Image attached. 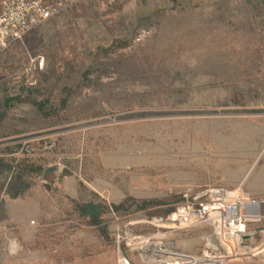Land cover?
<instances>
[{"label": "rangeland", "instance_id": "rangeland-1", "mask_svg": "<svg viewBox=\"0 0 264 264\" xmlns=\"http://www.w3.org/2000/svg\"><path fill=\"white\" fill-rule=\"evenodd\" d=\"M0 159V264L202 257L212 228L148 222L264 199V0H81L0 56ZM262 215L222 264H264Z\"/></svg>", "mask_w": 264, "mask_h": 264}, {"label": "built area", "instance_id": "built-area-1", "mask_svg": "<svg viewBox=\"0 0 264 264\" xmlns=\"http://www.w3.org/2000/svg\"><path fill=\"white\" fill-rule=\"evenodd\" d=\"M80 1L0 0V56ZM181 199L166 218L156 217L148 224L174 231L212 228L213 235L207 238L206 251L202 257L170 250L163 253L165 261L193 264L195 260L206 261L218 257L217 251L227 250L224 237H232L234 244L241 246L255 235L247 231L248 226L263 220L264 199H254L241 188L188 187ZM206 252L209 255H205ZM121 260L123 264H131L125 258ZM218 261L222 264L221 258Z\"/></svg>", "mask_w": 264, "mask_h": 264}, {"label": "bare ground", "instance_id": "bare-ground-1", "mask_svg": "<svg viewBox=\"0 0 264 264\" xmlns=\"http://www.w3.org/2000/svg\"><path fill=\"white\" fill-rule=\"evenodd\" d=\"M223 240L225 242V245L227 246V250H229L228 253L230 252L229 254L232 256L233 259H235L236 255L234 253V241H233V238L232 237H229V238L224 237ZM260 253L261 252H258V253H256V255H259ZM205 255H209V254L206 252ZM238 258H239V256H238ZM219 259H220L219 257H211L210 260H206V261L195 260L193 264H219V261H218ZM142 262L143 263H147V264H181V263H178V262H171L170 260H167V261H164V262H161V263H154V262H151L149 260L147 261V258H145V257L142 258ZM120 264H123L122 260H120Z\"/></svg>", "mask_w": 264, "mask_h": 264}, {"label": "trees", "instance_id": "trees-1", "mask_svg": "<svg viewBox=\"0 0 264 264\" xmlns=\"http://www.w3.org/2000/svg\"><path fill=\"white\" fill-rule=\"evenodd\" d=\"M39 106V105H38ZM40 109H42L41 107H39ZM42 111V110H41ZM4 164V161L3 160H1L0 159V166L1 167H4L5 165H3ZM6 168H8L7 170L9 171V172H12V170H13V167H11V166H6ZM23 171V170H22ZM15 173L17 172V175H20L19 173L21 172V170H19V169H17V171H14ZM182 201V199L180 200V202ZM158 206H162V205H158ZM121 207H123V206H121ZM172 211H174V207L173 208H171V209H168L167 211H164V215H166V216H168ZM158 214V213H157Z\"/></svg>", "mask_w": 264, "mask_h": 264}]
</instances>
